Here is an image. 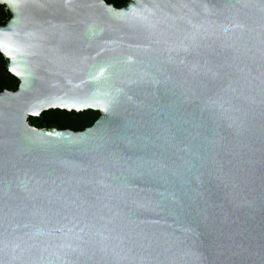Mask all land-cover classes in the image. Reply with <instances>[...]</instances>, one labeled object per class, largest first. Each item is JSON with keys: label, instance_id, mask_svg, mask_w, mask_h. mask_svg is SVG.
<instances>
[{"label": "water", "instance_id": "obj_1", "mask_svg": "<svg viewBox=\"0 0 264 264\" xmlns=\"http://www.w3.org/2000/svg\"><path fill=\"white\" fill-rule=\"evenodd\" d=\"M0 4V264H264V0Z\"/></svg>", "mask_w": 264, "mask_h": 264}, {"label": "trees", "instance_id": "obj_2", "mask_svg": "<svg viewBox=\"0 0 264 264\" xmlns=\"http://www.w3.org/2000/svg\"><path fill=\"white\" fill-rule=\"evenodd\" d=\"M129 0H106L112 3L116 8L127 3ZM12 89V87H10ZM100 115L95 112L87 111L80 114L67 113L65 111H48L44 112L39 118H30V123L38 129L72 130L83 132L90 128L99 119Z\"/></svg>", "mask_w": 264, "mask_h": 264}, {"label": "flooded vegetation", "instance_id": "obj_3", "mask_svg": "<svg viewBox=\"0 0 264 264\" xmlns=\"http://www.w3.org/2000/svg\"><path fill=\"white\" fill-rule=\"evenodd\" d=\"M8 19H9V14L6 11V6L0 4V27H3L4 24L8 21ZM10 87H12V89H10ZM15 87H16V80L6 71L5 59L3 55L0 54V92L14 91Z\"/></svg>", "mask_w": 264, "mask_h": 264}]
</instances>
